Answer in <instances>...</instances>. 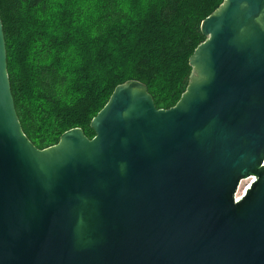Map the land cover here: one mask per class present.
Masks as SVG:
<instances>
[{
    "label": "water",
    "instance_id": "obj_1",
    "mask_svg": "<svg viewBox=\"0 0 264 264\" xmlns=\"http://www.w3.org/2000/svg\"><path fill=\"white\" fill-rule=\"evenodd\" d=\"M201 31L174 106L130 80L92 138L40 149L0 15V264H264V0H224Z\"/></svg>",
    "mask_w": 264,
    "mask_h": 264
},
{
    "label": "trees",
    "instance_id": "obj_2",
    "mask_svg": "<svg viewBox=\"0 0 264 264\" xmlns=\"http://www.w3.org/2000/svg\"><path fill=\"white\" fill-rule=\"evenodd\" d=\"M224 0H0L8 71L22 128L40 149L92 119L118 85L138 80L174 106Z\"/></svg>",
    "mask_w": 264,
    "mask_h": 264
},
{
    "label": "bare ground",
    "instance_id": "obj_3",
    "mask_svg": "<svg viewBox=\"0 0 264 264\" xmlns=\"http://www.w3.org/2000/svg\"><path fill=\"white\" fill-rule=\"evenodd\" d=\"M249 184H247V186L245 187V189L243 190V192L241 194H239V191H238V194H237V197L238 198H241L245 193L246 191L251 187V185L256 181V178L253 177V178H250L249 179ZM242 183V182H241ZM241 185V184H240Z\"/></svg>",
    "mask_w": 264,
    "mask_h": 264
},
{
    "label": "rangeland",
    "instance_id": "obj_4",
    "mask_svg": "<svg viewBox=\"0 0 264 264\" xmlns=\"http://www.w3.org/2000/svg\"><path fill=\"white\" fill-rule=\"evenodd\" d=\"M191 74H192V72H191ZM189 80H190V78H189ZM249 181H250L249 179L248 180H245V181L244 180L242 181V183L240 185V189H239V194H241L243 192V190L245 189V187L247 186V184H249Z\"/></svg>",
    "mask_w": 264,
    "mask_h": 264
},
{
    "label": "built area",
    "instance_id": "obj_5",
    "mask_svg": "<svg viewBox=\"0 0 264 264\" xmlns=\"http://www.w3.org/2000/svg\"><path fill=\"white\" fill-rule=\"evenodd\" d=\"M253 177H255V176H251V177H249V178H247V179H245V180H248V179L253 178ZM255 178H256V177H255ZM245 180H244V181H245Z\"/></svg>",
    "mask_w": 264,
    "mask_h": 264
}]
</instances>
